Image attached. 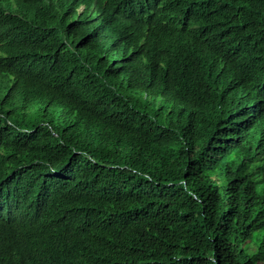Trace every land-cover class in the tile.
Returning a JSON list of instances; mask_svg holds the SVG:
<instances>
[{"label":"trees","instance_id":"obj_1","mask_svg":"<svg viewBox=\"0 0 264 264\" xmlns=\"http://www.w3.org/2000/svg\"><path fill=\"white\" fill-rule=\"evenodd\" d=\"M0 264H264V0H0Z\"/></svg>","mask_w":264,"mask_h":264},{"label":"rangeland","instance_id":"obj_2","mask_svg":"<svg viewBox=\"0 0 264 264\" xmlns=\"http://www.w3.org/2000/svg\"><path fill=\"white\" fill-rule=\"evenodd\" d=\"M119 79H122L124 81V84L127 85L128 83L127 74H124V75L121 74Z\"/></svg>","mask_w":264,"mask_h":264}]
</instances>
